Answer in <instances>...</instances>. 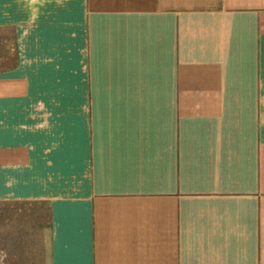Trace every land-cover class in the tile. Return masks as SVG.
<instances>
[{"label":"crops","instance_id":"obj_1","mask_svg":"<svg viewBox=\"0 0 264 264\" xmlns=\"http://www.w3.org/2000/svg\"><path fill=\"white\" fill-rule=\"evenodd\" d=\"M31 264H264V0H0V207Z\"/></svg>","mask_w":264,"mask_h":264},{"label":"rangeland","instance_id":"obj_2","mask_svg":"<svg viewBox=\"0 0 264 264\" xmlns=\"http://www.w3.org/2000/svg\"><path fill=\"white\" fill-rule=\"evenodd\" d=\"M40 229L32 208L16 204L0 207V264H31Z\"/></svg>","mask_w":264,"mask_h":264}]
</instances>
